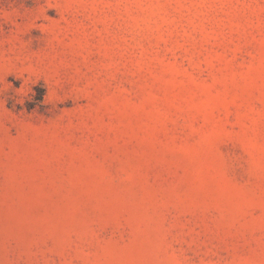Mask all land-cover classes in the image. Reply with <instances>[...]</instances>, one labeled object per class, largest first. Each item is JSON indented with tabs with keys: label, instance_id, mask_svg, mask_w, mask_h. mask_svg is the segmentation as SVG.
Here are the masks:
<instances>
[{
	"label": "rangeland",
	"instance_id": "obj_1",
	"mask_svg": "<svg viewBox=\"0 0 264 264\" xmlns=\"http://www.w3.org/2000/svg\"><path fill=\"white\" fill-rule=\"evenodd\" d=\"M0 264H264V0H0Z\"/></svg>",
	"mask_w": 264,
	"mask_h": 264
}]
</instances>
